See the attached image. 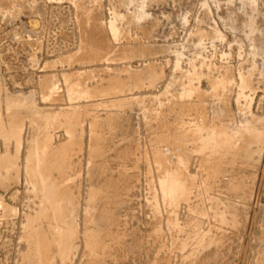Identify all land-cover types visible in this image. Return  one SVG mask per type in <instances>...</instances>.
<instances>
[{
  "label": "rangeland",
  "instance_id": "374dc122",
  "mask_svg": "<svg viewBox=\"0 0 264 264\" xmlns=\"http://www.w3.org/2000/svg\"><path fill=\"white\" fill-rule=\"evenodd\" d=\"M87 225L96 263L264 264V0H0V264H86Z\"/></svg>",
  "mask_w": 264,
  "mask_h": 264
},
{
  "label": "bare ground",
  "instance_id": "6f19581e",
  "mask_svg": "<svg viewBox=\"0 0 264 264\" xmlns=\"http://www.w3.org/2000/svg\"><path fill=\"white\" fill-rule=\"evenodd\" d=\"M115 22H116V20H115ZM248 23H250V24H253L252 22H251V20H248V22H247V24ZM252 26V25H251ZM111 28H112V31H113V33H114V35H117V33H118V28H119V26H116L115 25V23H114V21L111 23ZM251 32V31H250ZM123 34V33H122ZM66 74H67V72H66ZM66 78V77H65ZM68 80V79H67ZM72 96H73V94H72ZM71 97V96H70ZM252 120V119H251ZM251 124V123H250ZM246 125V124H245ZM197 127V126H196ZM199 127V126H198ZM212 127V126H211ZM258 127V126H257ZM196 129V128H195ZM219 128H217V130H218ZM256 130V129H255ZM254 130V131H255ZM3 131V130H2ZM263 131V130H262ZM211 132V131H210ZM213 133V132H212ZM224 133V132H223ZM239 133V132H238ZM45 134V133H44ZM70 134V133H69ZM94 134V133H93ZM209 134V133H208ZM43 135V134H42ZM41 135V136H42ZM47 135V134H46ZM49 136H50V134H48ZM212 135V134H211ZM72 137V136H71ZM201 137V136H200ZM213 137V136H212ZM212 137H209V138H212ZM52 138V137H51ZM71 139V138H70ZM74 139V138H73ZM49 140V139H48ZM51 140V139H50ZM203 140V139H202ZM206 140H208V139H206ZM206 140H205V142H206ZM210 140V139H209ZM208 140V141H209ZM212 140V139H211ZM210 140V141H211ZM200 141V140H199ZM38 142V141H37ZM197 142V141H196ZM204 142V141H203ZM215 142V141H214ZM47 143H48V141H47ZM207 143V142H206ZM217 143V142H216ZM44 144V143H43ZM48 145V144H47ZM211 145V144H210ZM31 146V145H30ZM41 146V145H40ZM213 146H215V145H213ZM213 146H212V148H213ZM46 146H44V151L46 150V148H45ZM203 149H204V151H205V148H204V146L202 147ZM38 149V148H37ZM56 149V148H55ZM43 150H42V153H43ZM171 150H164V152L166 153V154H168V153H172V151L170 152ZM206 152V151H205ZM30 153H32V152H30ZM29 153V161H28V165L26 166V168H27V170L28 171H31V170H33V165H32V163H31V161H32V155ZM37 153V152H36ZM173 153H174V151H173ZM45 154V153H44ZM47 154V153H46ZM175 154V153H174ZM173 154V155H174ZM48 156V155H47ZM45 157V156H44ZM12 158V157H11ZM35 160V159H34ZM42 161H44V160H42ZM172 161H174V164H161V165H159L158 166V169L161 171V174L159 175V182H160V185H161V188H162V192H163V197H165V199H167V200H171V202H174V200L176 199H178V198H180V197H184V196H186L187 195V193L189 192V188L192 186V184H193V180L191 179V177H190V174H189V172H185L182 168H181V166H182V163H184L183 161H184V157H182V155H176V158L173 160L172 159ZM36 163V162H35ZM176 164H179V167L176 165ZM35 166H36V164H35ZM42 167V166H41ZM43 168V167H42ZM184 168V167H183ZM54 169V168H53ZM157 169V170H158ZM194 176V175H193ZM29 180H30V182L34 185V187L36 186L35 185V183H34V181L31 179V178H29ZM202 184V183H201ZM91 189V188H90ZM42 190V189H41ZM94 194H95V191L93 190V188L91 189V191H89L88 192V198L89 199H92L93 197H94ZM161 194V193H160ZM96 195V194H95ZM189 195V194H188ZM59 196V195H58ZM93 200V199H92ZM175 200V201H176ZM90 201V200H89ZM59 202V201H58ZM2 203V202H1ZM90 203V202H89ZM170 203V202H169ZM175 203V202H174ZM90 205V204H89ZM87 206V205H85V206H87L86 208H84L83 209V211H84V214L86 215H84L85 217H87L88 215H89V212H90V206ZM175 206V205H174ZM214 207V206H213ZM91 216V215H90ZM111 216V215H110ZM220 216H222V215H220ZM26 220H25V223H26V225H24V226H30L31 225V223H32V221H33V214L32 213H28L27 212V214H26ZM89 217V216H88ZM92 217V216H91ZM84 219V218H83ZM91 219L92 218H90V219H88L87 218V220H86V222L87 221H91ZM166 220V219H165ZM24 224V223H23ZM68 226V225H67ZM88 226V229H84L83 230V236H84V244L86 245V247H87V249H86V247H85V251L87 250L88 252L87 253H89L90 254V257L89 258H85L84 260H86V259H88L87 260V262H86V264H98V263H100V262H98V263H96V261H99L100 259H102V254H104L106 251H105V249H106V247H108V245L110 246V244H108V242H107V240L108 239H110V238H108V239H105L104 240V238H106V237H104L106 234H104L103 233V231H102V233L104 234V236L103 235H101V237L103 238H101V237H99L100 236V233H99V236H98V232L99 231H95L94 232V230H93V232H92V230L91 231H89V229H90V227H89V225H87ZM108 227H110V225H107ZM106 226V227H107ZM100 227V226H99ZM105 227V226H104ZM104 227H102V229L104 228ZM105 227V228H106ZM112 228H114L113 226H111ZM93 228V227H92ZM95 228H97V227H95ZM112 228H108V229H112ZM115 229V228H114ZM124 229V228H123ZM97 230H99L98 228H97ZM105 230H107V229H105ZM113 230V229H112ZM121 230H122V228L120 229V232H121ZM184 230V229H183ZM101 231V230H100ZM108 232V231H107ZM111 232V231H110ZM39 232L37 231L36 232V234H38ZM68 233V232H67ZM111 233H115V234H117L116 232H115V230H113V232H111ZM73 232L72 233H69V234H66L64 237H63V242H64V245H65V247H67L69 244H70V238H72L73 237ZM107 234H109V232L107 233ZM120 233H118L117 235L118 236H120L119 235ZM39 235V234H38ZM63 235H64V233H63ZM115 236V235H114ZM113 236V237H114ZM198 236V235H197ZM108 237H111V238H113L111 235L110 236H108ZM116 238V237H115ZM115 238H113V239H115ZM120 238V237H119ZM102 239V240H101ZM112 240V239H111ZM122 240V239H121ZM119 241V242H123V240L122 241ZM110 241V240H109ZM112 241H114V240H112ZM112 241H110V242H112ZM115 241H117V240H115ZM114 241V242H115ZM109 242V243H110ZM118 242V241H117ZM116 242V243H117ZM72 243V242H71ZM113 243V242H112ZM112 244L110 247H112V248H114L113 247V245H115V247L118 245V244ZM123 245V244H122ZM73 246V245H72ZM121 246V245H120ZM30 248V247H29ZM112 248H109V251H112L113 249ZM117 248H119V246H117ZM124 248V247H123ZM108 249V248H107ZM106 249V250H107ZM110 249H112V250H110ZM120 249H122L121 247H120ZM105 251V252H104ZM108 251V252H109ZM120 251H123V250H120ZM108 252H106V254L108 253ZM113 252H114V250H113ZM86 253V252H85ZM116 253V252H115ZM192 253V252H191ZM106 254H104V255H106ZM109 254H110V252H109ZM111 255V254H110ZM112 255H114V254H112ZM107 256V258L106 259H108V258H112L113 256ZM117 255V254H116ZM87 256H88V254H87ZM86 256V257H87ZM115 256V255H114ZM189 256V255H188ZM104 257V256H103ZM106 257V256H105ZM105 257H104V259H105ZM117 257V256H116ZM115 257V259H118V257L116 258ZM103 259V260H104ZM112 260H114V259H112ZM101 261V260H100ZM82 262V261H81ZM108 263H109V260L107 261ZM111 262V261H110ZM84 263V262H83ZM102 264L104 263V262H101ZM100 263V264H101ZM107 263V264H108ZM112 263H113V261H112ZM116 263V262H115ZM114 263V264H115ZM105 264V263H104Z\"/></svg>",
  "mask_w": 264,
  "mask_h": 264
}]
</instances>
